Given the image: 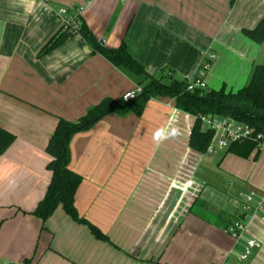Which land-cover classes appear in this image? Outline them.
<instances>
[{"label":"crops","instance_id":"obj_1","mask_svg":"<svg viewBox=\"0 0 264 264\" xmlns=\"http://www.w3.org/2000/svg\"><path fill=\"white\" fill-rule=\"evenodd\" d=\"M78 6L104 46L123 41L155 77L189 79L214 54L206 88L236 90L264 60L242 31L264 16V0H0V127L15 135L0 154V264H215L242 250L245 240L224 230L236 221L258 241L245 264H264V152L190 148L194 117L168 96L70 141V168L82 176L75 208L107 240L61 205L44 222L29 214L50 181L45 147L58 118L77 120L144 82L79 34L39 54L60 27L52 10Z\"/></svg>","mask_w":264,"mask_h":264},{"label":"trees","instance_id":"obj_2","mask_svg":"<svg viewBox=\"0 0 264 264\" xmlns=\"http://www.w3.org/2000/svg\"><path fill=\"white\" fill-rule=\"evenodd\" d=\"M71 27L64 28L60 25L41 47L39 54L48 53L69 36L79 34L94 51L101 53L112 64L123 66L135 74L142 75L144 77V82L141 84L143 91L129 101H125L122 97L117 99L105 97L74 121L63 117L58 118L45 147L49 156L46 169L50 171V181L43 198L29 212L42 222L54 212L58 205H61L73 220L87 224L94 236L107 240V237L96 226L80 217L75 208V193L82 181V176L70 168V141L76 133L90 129L108 114L122 115L130 111L140 114L149 97L157 95L171 97L178 109L194 117L188 143L190 148L198 152L206 151L212 136L209 130H201L200 115L228 116L247 123L256 132L264 134V62L255 63L247 83L236 90L227 89L225 85L219 89L187 90V78L168 77L166 79L165 75L155 77L146 72L143 65L129 53L123 41L116 48L106 47L100 44L83 20H80V25L76 30L70 29ZM242 31L251 40L261 43L264 40V16L254 28ZM211 61L208 60L209 66ZM14 140L15 135L12 132L0 127V154L4 153ZM226 149L244 158L255 152L254 142L251 140L232 143ZM41 229L43 230L44 227L42 226ZM24 261L27 263L29 259L25 258Z\"/></svg>","mask_w":264,"mask_h":264},{"label":"built area","instance_id":"obj_3","mask_svg":"<svg viewBox=\"0 0 264 264\" xmlns=\"http://www.w3.org/2000/svg\"><path fill=\"white\" fill-rule=\"evenodd\" d=\"M83 6H78L73 10L66 7H59L56 10H52V13L60 20V25L64 28L72 26L70 29L76 30L80 25V15ZM214 58L213 54H207L204 61L200 62L196 71L188 79L187 90H193L194 88H206V72L209 68L208 60ZM143 91L142 86L136 85L133 89L126 91L123 95L125 101L136 98ZM201 130H209L212 133L211 140L206 147V152L214 153L218 149H226L232 143H239L246 140L254 142L255 152H264V134L256 132L252 126L247 123L237 121L228 116H217L213 114L200 115ZM250 195L243 196L244 209L245 204L250 201ZM230 237L238 242L245 240L242 246V250L236 253V260L230 259L231 251H229L224 260L215 264H245L248 256L251 253V249L258 246V241L253 236L247 235L246 224L242 221H236L224 229Z\"/></svg>","mask_w":264,"mask_h":264},{"label":"rangeland","instance_id":"obj_4","mask_svg":"<svg viewBox=\"0 0 264 264\" xmlns=\"http://www.w3.org/2000/svg\"><path fill=\"white\" fill-rule=\"evenodd\" d=\"M260 46H262L261 49H262V51H264V40L260 43ZM262 62H264V60H263ZM252 253H253V248L251 249V254L248 256V257H249L248 259L251 258ZM233 261H237V260H236V257H233ZM218 263H219V262H218ZM237 264H238V263H237Z\"/></svg>","mask_w":264,"mask_h":264},{"label":"water","instance_id":"obj_5","mask_svg":"<svg viewBox=\"0 0 264 264\" xmlns=\"http://www.w3.org/2000/svg\"><path fill=\"white\" fill-rule=\"evenodd\" d=\"M100 44L103 45L104 44V41L103 40H100Z\"/></svg>","mask_w":264,"mask_h":264},{"label":"bare ground","instance_id":"obj_6","mask_svg":"<svg viewBox=\"0 0 264 264\" xmlns=\"http://www.w3.org/2000/svg\"><path fill=\"white\" fill-rule=\"evenodd\" d=\"M214 55V54H213ZM137 85H139V84H137ZM141 86V85H140ZM135 87V86H134ZM205 89V88H204Z\"/></svg>","mask_w":264,"mask_h":264}]
</instances>
